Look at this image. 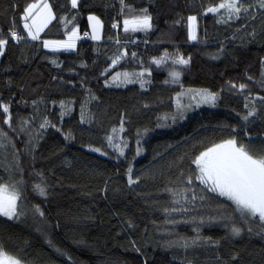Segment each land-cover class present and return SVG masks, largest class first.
Listing matches in <instances>:
<instances>
[{
	"label": "trees",
	"instance_id": "16d2710c",
	"mask_svg": "<svg viewBox=\"0 0 264 264\" xmlns=\"http://www.w3.org/2000/svg\"><path fill=\"white\" fill-rule=\"evenodd\" d=\"M25 2L0 0V29L8 31L11 5L17 3L22 10ZM130 2L136 7L149 8L154 17V29L147 36L134 34L138 46L129 45L125 49L129 53V61L131 51H136L147 64L150 57H159L165 49L169 53L179 49L185 57H191L190 69L181 75L185 87L218 91L225 86V81L231 80L247 82L253 93L264 94L254 81H247L245 75L259 77V62L264 58V16L258 14L255 21H232L226 25L217 24L211 14L207 17L198 15L201 5L208 0ZM50 3L57 19L41 36L63 39L64 29L58 17L66 13L70 5L67 0H50ZM78 7L82 30H87L89 13L100 16L105 22L100 41H78L77 51L70 53L48 52L42 45L39 49L34 47V42H21L19 45L10 44L5 55L0 56V99L12 101L13 123L17 113L23 117L35 113L32 106L35 100L41 115L45 114L46 109H51L49 118L60 124L64 131L70 130L74 137L65 140L49 129L36 148V159L21 157L26 169H42L51 185V194L47 199L33 194L29 187L26 203L40 205L50 224L48 231L52 239L71 259L57 254L45 242L37 231L41 226L38 217L34 220L28 216L23 222L0 218V244L10 253L33 264H145V261L147 264H188L189 260L193 264H216L217 254L222 259H228L233 253L239 254V264H264V235L257 234L259 229L255 226L252 234L245 231L241 237L233 239L226 237L222 225H206L201 229L202 234L219 240V248L185 251L167 247L163 243L166 237L157 230L158 226H163V215L154 207V201L167 198L162 189L169 179L174 180L177 176L175 167L169 170V162L185 151L184 142L191 145L202 137H214L218 134V123L239 120L236 112L244 111L243 97L225 91L217 108L202 107L189 111L183 121L170 127H156L158 116L173 111L171 97L180 90L177 85L164 83L169 78L166 69L172 67L170 62L161 68L152 65V82L146 85V92L142 93L138 84L105 88L103 78L97 77L110 63L107 56L115 51L116 46L108 40V35L120 31L121 37L124 36L120 29L110 27L111 17L117 15L120 5L118 0H79ZM193 14L198 15L196 32L199 43L187 41V16ZM18 16L19 13L17 20ZM180 16L184 17L182 25H174L172 22ZM242 24H246V27H241ZM253 29L256 32L254 38L248 35ZM144 39L148 40L147 44L143 43ZM221 45L224 48L222 53L219 52ZM217 54L218 58H211ZM51 59H56L60 67L53 66ZM81 62L88 67H79ZM133 69L139 70L138 62L129 66L126 61H121L116 70L123 72ZM53 76L57 79L53 80ZM81 77L85 78L86 86L98 97L87 105L94 114L91 124L79 122V101L85 98L84 90L80 88ZM53 99L57 101L56 105L51 104ZM61 99L76 101L72 114L65 116L63 121L58 115V102ZM145 104L148 107H144ZM121 113L126 114V132L119 135L129 137V148L125 149L127 158L117 160L90 151L89 145H103L111 156L115 155L107 148L104 137L112 126L118 127ZM0 126L8 127L2 125V121ZM37 126L38 121L31 125ZM251 127L259 132L264 129V123L257 119ZM144 128L151 130L142 138L143 153L135 156L136 132ZM10 136L14 134L10 133ZM25 139L23 135L14 139L16 151L24 148ZM168 145L175 147L169 148ZM12 153L11 145L0 148V178L4 180L9 178L4 165L13 162ZM129 162L138 174H145L139 184L131 189L125 175ZM187 163L185 160L183 166L186 167ZM150 172L155 173L154 179ZM201 211L208 213L212 209L204 208ZM128 219L136 225L135 228L127 227ZM57 223L59 228L56 227ZM177 231L189 237L194 235L191 225H182ZM133 241L140 246L141 253L132 247Z\"/></svg>",
	"mask_w": 264,
	"mask_h": 264
},
{
	"label": "snow or ice",
	"instance_id": "6c2138e0",
	"mask_svg": "<svg viewBox=\"0 0 264 264\" xmlns=\"http://www.w3.org/2000/svg\"><path fill=\"white\" fill-rule=\"evenodd\" d=\"M67 3L70 8L58 17V22L64 29L63 39H48L41 36L52 21L57 19L50 0H26L22 10L19 4L13 3L8 31L4 32L0 29V56L5 55L7 46L19 45L21 42H34L33 46L37 49L42 45L49 52L57 53L76 52L77 41H100L102 30L106 27L100 16L89 13L87 30H82L79 23V0H67ZM118 3L119 12L111 17L110 27L113 30L120 29L124 36L121 37L120 31H117L115 35H108V40L116 47L115 51L107 56V61L110 63H107V67L100 71L97 79L103 78L105 88H120L138 84L143 93L148 90L146 85L152 82V65L161 68L170 62L172 67L166 69L169 78L165 79L164 83L177 85L180 90L171 97L173 111L165 113L162 117L158 116L156 127H170L183 121L187 118L189 111L202 107L217 108L225 91L233 96L243 97L244 111L236 112L239 120L234 123L227 121L218 123L216 126L218 134L214 137H202L191 145L185 141V151L169 162V170L175 167L177 176L174 180L169 179L162 189L167 194V198L163 201L159 199L154 201L155 209L163 215V226L157 228L166 237L163 243L167 247H177L185 251L198 248H219V240H213L212 237L202 234L201 229L206 225H222L226 230V237L233 239L241 237L245 231L252 234L254 226L259 229L257 234L264 235V129L256 132L251 127L257 119L264 123V94L253 93L247 82L236 83L231 80L225 81V86L218 91L209 88L185 87L181 75L190 69L191 57H185L179 49L172 53L165 49L159 57H150L147 64L136 51H131L129 61V53L125 49L129 45H137V40L133 38L134 34L142 33L147 36L154 29V17L148 7H136L130 0H118ZM17 13H19L18 20ZM209 14L217 24L227 25L232 21H255L258 14L264 16V0H251V2L249 0H208L207 3L201 5L198 15L207 17ZM198 15L187 16L188 42L199 43L196 32ZM183 20L184 17L180 16L172 23L181 26ZM241 27H246V24H242ZM248 35L254 38L255 29ZM143 43L147 44L148 40L144 39ZM223 51L224 48L221 45L219 52ZM211 58H218V54ZM121 61H126L129 66L138 62L139 70L123 72L116 70L121 65ZM50 63L57 68L60 67L56 59H51ZM259 65L258 78L247 73L245 75L247 81H254L256 86L264 92V58L260 59ZM79 67L87 68L88 65L81 62ZM56 79L57 77L53 76V80ZM67 83H72V81H67ZM73 87H75L74 84ZM80 88L84 90L85 98L79 101V122L80 124H91L94 114L90 112L87 105L97 100L98 97L91 88L86 86L84 77L80 79ZM40 102L43 103V100ZM50 102L53 105L57 104L55 99ZM37 103L35 100L32 101L35 109L33 115L23 117L17 113L15 123H13L12 101L0 99V121L2 125L8 126L7 129L0 126V148H6L9 145L13 148V162L4 165L9 178L7 180L0 178V218H5L6 221L23 222L28 216L34 220L38 217L41 226L37 228V231L45 242L57 254L66 256L70 260V255L52 239L48 231L50 224L40 205L26 203L29 187L33 194L47 199L51 194L49 191L51 185L42 169L35 167L31 170L26 169L21 157L29 156L34 161L36 148L49 129L59 133L65 140L74 138L70 130L64 131L60 124L49 118L51 109H46L45 114L41 115ZM74 103H76L74 100H59L60 121L72 114ZM144 107L148 105L145 104ZM36 121H38V126L31 127ZM169 121L171 123H168ZM125 122L126 114L121 113L118 127L112 126L104 137L107 148L112 150L114 156H111L103 145L101 147L89 145V150L117 160L126 159L125 149L129 148V137L119 135L126 132ZM150 130L149 128L137 130L135 156L143 153L144 148L141 141ZM10 133L14 136H10ZM21 135L26 139L24 148L18 152L14 139ZM167 147L175 146L168 145ZM185 160L188 161L186 167L183 166ZM26 171L27 179L25 178ZM125 175L127 185L131 189L133 185L139 184L145 174H138L129 162ZM149 175L155 178V173L150 172ZM204 208H211L212 211L205 213L201 211ZM126 223L129 229L136 227L131 219H128ZM182 225H191L194 235L189 237L180 234L177 229ZM56 227H60L59 223ZM132 247L138 253L142 252L140 246L134 241ZM234 262L239 264L238 253L230 254L228 259H222L220 255H216V264H234ZM0 264H33V262L10 253L3 244H0ZM188 264H193V262L189 260Z\"/></svg>",
	"mask_w": 264,
	"mask_h": 264
},
{
	"label": "rangeland",
	"instance_id": "374dc122",
	"mask_svg": "<svg viewBox=\"0 0 264 264\" xmlns=\"http://www.w3.org/2000/svg\"><path fill=\"white\" fill-rule=\"evenodd\" d=\"M102 33H103V30H102ZM102 33H101V39H102ZM89 41H91V40H89ZM78 42V41H77ZM91 42H94V41H91ZM97 42V41H96ZM44 49V48H43ZM45 51H48L47 49H44ZM49 52V51H48ZM61 52H63V51H61ZM65 53H70V52H65Z\"/></svg>",
	"mask_w": 264,
	"mask_h": 264
}]
</instances>
